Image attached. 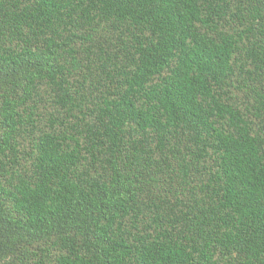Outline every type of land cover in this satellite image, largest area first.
I'll use <instances>...</instances> for the list:
<instances>
[{
	"label": "trees",
	"instance_id": "16d2710c",
	"mask_svg": "<svg viewBox=\"0 0 264 264\" xmlns=\"http://www.w3.org/2000/svg\"><path fill=\"white\" fill-rule=\"evenodd\" d=\"M0 264H264V0H0Z\"/></svg>",
	"mask_w": 264,
	"mask_h": 264
}]
</instances>
